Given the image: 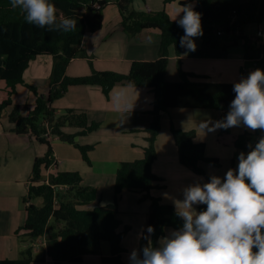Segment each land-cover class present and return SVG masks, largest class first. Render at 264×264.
<instances>
[{
    "label": "trees",
    "instance_id": "trees-1",
    "mask_svg": "<svg viewBox=\"0 0 264 264\" xmlns=\"http://www.w3.org/2000/svg\"><path fill=\"white\" fill-rule=\"evenodd\" d=\"M117 4L122 19L118 29L131 36L146 30L157 28L161 31L159 57L153 60H134L129 72L115 70H97L84 47L87 32L100 31L104 25V8ZM176 0H164L165 4ZM58 18L70 17L77 21L73 32L47 31L28 24L18 9L11 7L10 0H0V89L8 96L0 101V117L8 109L9 121L13 131L19 135H32L40 143L47 145V151L37 156L34 162L29 190L23 197L26 204L27 219L16 229L18 236L31 238L35 242L42 238L45 250L52 264L63 262H83L86 255H102L105 263L127 264L123 253L127 251L124 238L131 226L125 225L120 218V198L124 190L143 193L141 200H152L148 216V226L154 227L150 240L153 247L159 246V239L166 234V229H179L183 221L176 215L174 204L164 203L152 194V189L163 181L153 169L158 157L156 142L162 128L163 112L172 108L217 109L222 111L221 119L226 117L231 101L235 97L233 85L236 82L211 81L207 75L189 72L183 69L179 57L178 69L181 79L171 81L167 78L171 46L177 55L183 54L180 38L184 29L170 20L169 12L161 10H139L134 0H51ZM181 3H196L195 10L201 13L203 35L200 47L188 51L193 58H226L232 47L243 46L245 67L241 73L248 75V66L252 71L264 70V41L247 32L250 25H264V0H181ZM183 15V13H182ZM223 33L219 34L218 31ZM258 39V40H257ZM41 55L54 57L53 67L48 79L47 91L40 93L36 85H30L25 73L34 58ZM88 57L92 72L88 75L70 76L67 71L73 59ZM19 84H27L35 91L34 103H16L14 95ZM126 84L150 88L154 93L153 116L147 128V145L144 156L123 161L115 178L113 201L94 207L88 205L100 198L96 186L85 184L80 170L52 171L58 166L55 148L51 139L58 135L78 148L83 159L92 164L91 152L94 144H84L77 140L79 135H87L100 128L101 123L90 118L86 110L65 108L59 111L55 101L63 97L71 86L98 85L110 97L114 86ZM77 129L70 133L65 127ZM231 128V127H230ZM230 128L221 129L230 132ZM171 130L178 146L180 162L198 174L207 175L203 163L220 165L218 157L207 155V144L197 141L195 129L185 130L171 123ZM264 136V131H245L236 141L239 152L245 155L252 149L249 142L254 139V146ZM52 137V138H51ZM35 198H42L37 204ZM264 231V230H262ZM147 228L141 237V250L148 245ZM108 242L111 254H102V242ZM253 251H256L254 248ZM34 247L26 248L17 258H0V264H33Z\"/></svg>",
    "mask_w": 264,
    "mask_h": 264
},
{
    "label": "crops",
    "instance_id": "crops-1",
    "mask_svg": "<svg viewBox=\"0 0 264 264\" xmlns=\"http://www.w3.org/2000/svg\"><path fill=\"white\" fill-rule=\"evenodd\" d=\"M178 3H181V0H176L168 4H165L164 0H134V5L139 10L158 11L165 8L171 17L175 16ZM192 4L194 6L196 5V3ZM103 12L104 25L102 29L97 32H87L83 44L88 53L93 56L95 69L115 70L127 73L130 71L134 60H153L159 57L161 40V31L159 29H146L137 35L131 36L125 31L118 29V24L122 16L116 3L112 1V3L104 8ZM247 32L255 37L256 27L253 25L248 26ZM195 43L197 45L196 48H198L201 46L202 40H200V38H195ZM236 48L238 49L236 50ZM188 51L189 50L186 48H183V54L181 56L177 55L174 49L171 51L167 71L168 80L178 81L181 79L178 69L179 57L182 60V67L184 70L207 75V79L211 81L238 82L241 80V75H243L241 69L246 65L243 46L241 44L232 47L229 57L226 58H193L188 55ZM85 59L86 58L82 57L73 59L67 71L68 75L80 76L90 74L92 72V67ZM33 60L31 62V73L35 74L38 66L36 64L37 62L33 63ZM48 65H50V63ZM250 67L252 70V66ZM29 68L25 73L26 77ZM39 74L41 73L38 72V75ZM122 88L127 89L131 100L135 101L136 97H138L136 106L131 113L120 114L114 108L115 94ZM47 89L46 86V91ZM35 98L36 95L32 98L31 103H34ZM154 98L153 91L143 86L118 84L111 90L110 97H107L101 86L78 85L71 86L63 97L55 101L54 105L59 111L65 108L86 110L91 119L101 123L99 129L87 135L77 136L79 142L95 145V148L91 152L92 164H88L83 159L78 148L68 141L63 140L60 136H53L51 139L55 148V157L58 162V166L53 168L52 171L80 170L84 176V183L98 188L101 195L100 198L91 202L88 207L107 204L113 201L116 173L121 163L126 160H134L144 156V147L147 145L146 130L153 119L149 111L153 106ZM16 103L18 102L16 101ZM9 111L8 109L6 114L0 117V142L3 140L8 142L7 149L9 147L11 149L12 147V143L9 142L11 140L15 141L18 145L15 150L17 160L13 164L15 168L18 169L21 165L25 164L23 161L24 157L22 156L25 155L23 149L26 146L34 152L35 159L37 156H41L37 152L39 144L42 145L41 149L43 154H45L48 147L46 144L40 143L32 135H19L15 133L13 131V124L8 118ZM221 115L222 111L217 109L172 108L163 112L162 128L156 142L158 157L153 164L154 171L162 177L163 181L159 187L152 189V194L154 196L160 197L164 203L174 204V200L183 199V189L188 185L206 183L213 175L223 178L227 172L224 170L216 174L214 173L213 166L205 163L206 167L204 165V168L206 169V176L198 174L188 166L182 164L179 159L178 146L171 130L172 122L185 130L195 129L197 131L196 140L206 142L207 154L209 156L218 157L220 160L231 158V168H237L239 161L237 157L238 149L235 141L237 137L245 131H254L241 125L239 127H231L230 132H222L221 129H218L216 131L207 132L206 135L201 133L198 127L200 122H215L221 120ZM65 130L70 133L77 131L76 128L70 126L65 127ZM254 141L255 140L252 139L250 143H254ZM211 145L212 148L210 147ZM27 160L29 162L28 157ZM222 164L224 166L223 162ZM32 170L23 177L24 179L19 176L12 178L18 185L16 191L9 192L5 196L0 195L1 198L7 199L10 195H19L18 205L20 204L19 207L9 210L7 209V205H2L8 201L1 202L0 235L4 232V226H6V237L3 235L4 239L12 237L14 233L18 236L16 234V229L23 225L27 219L26 204L24 201L20 203V200L22 201L21 198L28 193ZM142 196L143 193L140 191L126 189L120 198L119 216L123 220L121 229H123L125 225L131 226L123 240L124 246L127 248V251L123 253V259L127 264H129V256L133 249H136L141 257L143 256L140 241L144 230L148 227V216L152 200L150 198L141 200ZM194 207L197 211H202L206 208V205H196ZM172 230H175V228L168 227L163 237L168 236ZM41 240L42 238H39L31 244L34 247L35 254L33 264H52V259L48 256L45 259L43 258L45 250L43 248L44 241L41 243ZM20 241V236H18L17 241L12 244L13 250H10L11 244L8 249L5 246V253L4 255H0V258L19 257V249L17 248ZM36 244L41 247L37 248L35 246ZM102 254L104 256H109L111 254L110 244L106 241L102 242ZM88 260L92 261L90 264H109L103 262L102 255L100 254L86 255L84 262ZM61 264H66V262Z\"/></svg>",
    "mask_w": 264,
    "mask_h": 264
},
{
    "label": "clouds",
    "instance_id": "clouds-1",
    "mask_svg": "<svg viewBox=\"0 0 264 264\" xmlns=\"http://www.w3.org/2000/svg\"><path fill=\"white\" fill-rule=\"evenodd\" d=\"M28 24L47 31L73 32L77 21L57 16L51 0H10ZM183 13V15H181ZM170 20L184 29L180 46L195 51V38L203 35L201 13L192 3H178ZM235 97L226 117L215 122L202 121L201 133L243 125L264 131V70L255 69L234 83ZM126 88L115 94L114 108L131 113L136 101ZM236 169L229 168L223 178L213 175L206 183H194L183 189V199L174 200L176 215L183 221L179 229L159 239L153 247L147 227L148 245L143 256L133 249L129 264H264V136L246 155L240 152ZM206 205L202 211L194 206ZM256 249L254 252L253 249Z\"/></svg>",
    "mask_w": 264,
    "mask_h": 264
},
{
    "label": "rangeland",
    "instance_id": "rangeland-1",
    "mask_svg": "<svg viewBox=\"0 0 264 264\" xmlns=\"http://www.w3.org/2000/svg\"><path fill=\"white\" fill-rule=\"evenodd\" d=\"M256 38H258V37H254L253 39H256ZM259 40H260V38H259ZM173 49H174V46H171L170 50L173 51ZM237 49L238 48H236V50ZM90 56L92 57V54H90ZM82 58H86L85 60L91 66V60L88 57H82ZM34 62H37L36 64L38 66V68L35 71V74L31 73V71H32V65H31L29 68V71L27 72V77L25 76V78H26V81L28 82V84L36 85L38 88V91L40 93L42 92V94H43V92L46 91V86H48V79H49V76H50V73H51V70L53 67L54 57L52 55H41V56L34 58L33 63ZM49 63H50V65H48ZM250 66L251 65L248 66V68H249L248 74L252 71ZM41 71H43V72H41ZM38 72H40L41 74L38 75ZM247 76L241 75V79L246 78ZM0 86L4 87L5 82L4 81L1 82ZM35 95H36L35 91L32 90L27 84H19L18 93L16 95H14V101L15 102L17 101L18 103H26V102L31 103L32 98ZM7 96H8L7 91L4 89H0V101L4 100ZM189 109H191V108H189ZM61 110L65 111V109H61ZM149 113H150V111H149ZM8 139H10V138H8ZM9 142L12 143L11 149H10V147L7 149L8 142H6L5 140L0 142V165H1V167H0V193L1 194L0 195L1 196H5L9 192L16 191V188L18 185L14 182V179H12V178L15 176H19L22 179H24L23 177H25L28 174V172H30L32 170L34 160H35L34 152H32L29 149V147L26 146L23 149L25 155L22 156V157H24L23 161L25 162V164L21 165L20 168L16 169L15 165H13V164L17 160V158L15 156V150L18 147V145L13 140H11ZM210 147L212 148V145ZM41 148H42V145L39 144L37 152L40 155L43 154ZM9 149H10V152H9ZM239 153L240 152L238 151V155H239ZM27 157L29 158V162L27 160ZM221 161L224 163V166H223L222 162L220 163V165H214V164L208 163V162H207V164H210L213 166L214 173H216V174L221 173L224 170L227 171L229 168H231V162H230L231 158L230 159L226 158L224 160L222 159ZM204 165L206 167L205 163H203V166ZM22 173H24V174H22ZM23 184H24V182H23ZM1 196H0V200H1L0 206H2V205L6 206L7 205V209H9V210H11V208L15 209L16 207L20 206V204L18 205V202H19L18 196L19 195H10V196H8V199L7 198H1ZM21 199H22V201L20 200V203H23V197ZM5 201H8V202H5ZM1 202H5V203L1 205ZM35 202L37 204H40L42 202V198H35ZM22 206H23V204H22ZM5 231H6V226H4V232L2 233V235H0V255H4L5 246L8 249L10 247V244H11L10 250H13L12 244L15 241H17V239H18V236H16L15 233H14L15 236L11 234L12 237H10L8 239H4L3 235H5ZM5 237H6V235H5ZM20 239H21V241H20L21 244L19 242V245L17 248V249H19L18 250L19 256L22 255V252L26 248H28L29 246H31V244H33L32 243L33 241L30 240L31 238L20 236ZM41 243H42V240H41ZM104 244H107V243H104ZM104 244H103V246H104ZM35 246L37 248L41 247L37 244ZM101 250H102V245H101ZM91 262L92 261L88 260L87 262H84V261L83 262H66V264H90ZM109 264H112V263H109Z\"/></svg>",
    "mask_w": 264,
    "mask_h": 264
},
{
    "label": "built area",
    "instance_id": "built-area-1",
    "mask_svg": "<svg viewBox=\"0 0 264 264\" xmlns=\"http://www.w3.org/2000/svg\"><path fill=\"white\" fill-rule=\"evenodd\" d=\"M218 33L219 34H222L223 31L222 30H219ZM255 37L262 38V40L264 41V25L259 26L258 30L255 33ZM249 145H250L251 148H253L254 143H250L249 142Z\"/></svg>",
    "mask_w": 264,
    "mask_h": 264
},
{
    "label": "water",
    "instance_id": "water-1",
    "mask_svg": "<svg viewBox=\"0 0 264 264\" xmlns=\"http://www.w3.org/2000/svg\"><path fill=\"white\" fill-rule=\"evenodd\" d=\"M55 136H58V135H55Z\"/></svg>",
    "mask_w": 264,
    "mask_h": 264
}]
</instances>
